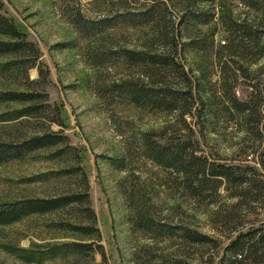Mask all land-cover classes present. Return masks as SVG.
Returning a JSON list of instances; mask_svg holds the SVG:
<instances>
[{"label": "rangeland", "instance_id": "obj_1", "mask_svg": "<svg viewBox=\"0 0 264 264\" xmlns=\"http://www.w3.org/2000/svg\"><path fill=\"white\" fill-rule=\"evenodd\" d=\"M149 5L165 13L161 32L165 29L168 38H161L168 48L164 49H176V59L191 77L194 95L201 97L196 96L192 112L184 114V121L177 109L138 106L108 88L112 80L139 78H135L139 76L137 66L119 59L115 50L143 48L149 42L151 47L159 46L155 38L160 31L157 26L129 25L119 20L103 34L88 35L81 32L76 22L79 15L87 19L115 15L118 20L119 12L139 11ZM221 6L237 19H248L256 12L241 0H205L194 5L186 0H0V11L9 15L36 44L46 70V83L41 84L45 96L40 101L50 108L56 104L64 123L59 125L43 116L29 117L28 122L21 124L0 120V141L17 140L43 125V129L61 130L76 148V157L70 154L50 159L46 155L53 147H47L31 151L23 158L0 161V203L80 190L82 182L77 173L27 180L33 175L78 165L85 175L98 230L96 239L55 226L57 221L85 223L82 214L72 206L30 213L0 224V264H91L100 258L97 251L92 252V259L91 254L75 256L60 249L54 256L35 254L32 260H25L19 250L43 251L54 243L90 240L94 248L96 243L101 244L107 264L255 263L261 247L254 254L247 246L244 257L230 261L232 256L224 246L238 232L264 224V194L252 200L240 199L229 195L224 182L211 191L213 182L209 181V188L192 195L178 182L177 172L157 165L143 154L139 137L140 132L150 130L161 132L163 140L188 136L194 152L209 160L252 165L253 181L262 183L264 188V136L259 139L243 134L239 128L242 123L235 121L225 96L232 93L238 99H246L251 89L257 90L253 84L262 86L264 58L242 42L232 45L231 50L219 48L222 40L227 42L232 36L226 38L220 30ZM184 10L203 11L206 17L210 13L211 16L207 22L198 23L184 16ZM171 38L176 47L169 45ZM192 38H196L199 47L181 44ZM99 49L108 52L96 65L90 54ZM228 52L232 54L227 58ZM27 76H37L34 66L27 69ZM141 78L143 82L156 79ZM18 80L22 81L20 76L14 78L0 72V90L23 87L17 85ZM168 80L173 81V86L183 85L180 79ZM30 87L40 88L34 83ZM17 105L0 101V112ZM118 159L123 166L117 168L113 161ZM141 209L168 228L136 227L133 222ZM178 225L201 232L209 239L195 243L183 236Z\"/></svg>", "mask_w": 264, "mask_h": 264}, {"label": "trees", "instance_id": "obj_2", "mask_svg": "<svg viewBox=\"0 0 264 264\" xmlns=\"http://www.w3.org/2000/svg\"><path fill=\"white\" fill-rule=\"evenodd\" d=\"M189 4L194 5L205 0H186ZM244 4L250 6L255 13H252L250 18L237 19L227 8L221 6L219 19L221 21V31L224 36L229 38L227 42H222L219 45L221 50H231L232 45L243 43L252 48L258 57L264 58V0H241ZM79 15V14H78ZM119 15V16H118ZM165 15L163 10L153 5H149L144 9L133 12H119L115 15L102 16L95 19L83 18L81 15L77 17L76 22L81 32L88 35L103 34L104 30L112 26L116 21L127 22L129 25L136 24H152L159 28L155 38H158L159 46L151 47L150 42L147 47L143 48H128L119 47L115 53L119 59L128 63L134 64L139 69V76L134 80L132 77L119 78L112 80V84L108 85L113 91L125 96L129 102L138 105H150L162 107L167 110L177 109V115L184 121V114L192 112L196 96L193 92L191 77L188 76L183 69V66L177 58V51L165 50L168 48L165 41L161 38L162 35L168 38L167 31L161 32L162 18ZM187 15L198 23L207 22L211 13L205 14L203 11L184 10V16ZM120 18V19H119ZM158 31V30H157ZM235 38V39H232ZM151 40V38H150ZM169 45L176 47V41L169 39ZM235 40L234 43L232 41ZM196 38L187 39L181 44L187 45L188 48L199 47L196 44ZM105 49H99L93 54H90L91 59L96 65L101 63L106 57ZM232 54L227 53L228 56ZM5 59L0 60V72L13 76L14 78L21 77L22 81L18 80L17 85H22L21 88H7L0 90V101H9L18 103L16 107L0 112V120H13V124H21L28 122L29 117L43 116L50 122H55L63 125L60 109L56 104L50 108V105L41 102L45 96L41 84L46 83V70L41 65L39 53L36 44L27 37L25 30L19 28L15 21L7 14L0 11V57ZM225 62V61H224ZM34 66L37 71L35 78L27 76V69ZM264 68V62H263ZM264 71V70H263ZM155 77L151 81H144L141 77ZM170 78L180 79L183 85L180 87L173 86L169 81ZM39 85L40 88H31L30 84ZM104 88V87H103ZM264 84L258 86L253 84V89L248 94L246 99H238L234 94L228 93L226 96L229 104V109H232L236 122L242 123L239 128L243 134L261 138L264 136ZM44 100V99H43ZM193 109H196L195 107ZM240 122H239V121ZM37 122H40L36 120ZM37 127V126H36ZM254 134V135H253ZM155 136V137H153ZM161 132L150 130L148 132H140L142 140L143 154L150 158L157 165L164 168H171L178 175V182L192 195H198L205 188H209L210 182H213L210 190L213 191L219 182H224L226 188L229 189V195L240 199L252 200L264 194L262 183L253 181L252 174L254 167L252 165L241 166L238 163H224L214 160H209L203 154L194 152L193 141L189 137L176 139H162ZM53 147L47 153V157L60 158L62 156L73 155L76 157V148L68 142L66 134L61 130L43 129V125L39 129H33L30 134L21 136L17 140L0 141V161H6L12 158H23L27 153L41 148ZM264 148V145H263ZM77 154H79L77 152ZM79 156V155H78ZM115 166L120 167L122 160H114ZM79 174L82 182L80 190L60 192L52 196H28L21 197L12 201L0 203V224H5L19 220L20 218L30 213H44L61 210L65 207H75L85 218V223L76 224L69 221H57L55 226L61 228L74 229L82 235L98 237V230L94 224L95 214L90 207L87 182L83 170L77 166L63 167L54 171H48L33 175L27 180L44 179L47 176H59L62 174ZM231 192V193H230ZM134 225L143 230H164L167 225L156 222L153 216L147 214L144 209L138 210L135 215ZM181 229L183 236L191 241L204 242L209 239L205 234L190 230L186 226H177ZM160 229V230H161ZM91 237V238H92ZM93 240L82 241H66L59 244H51L43 251H35L32 249L21 248V252L25 260H32L36 255L46 254L54 256L60 249L75 254V256H84L97 251L99 260L91 264H107L106 256L101 244L96 243L95 248L92 247ZM254 254L259 247L260 257L255 259L254 264H264V224H259L256 227L248 229L244 232H238L224 246L225 251L229 250L231 260H237L241 257L243 251L248 248ZM249 250V252H250ZM244 257V256H242Z\"/></svg>", "mask_w": 264, "mask_h": 264}]
</instances>
